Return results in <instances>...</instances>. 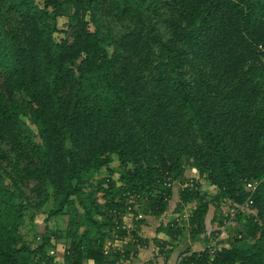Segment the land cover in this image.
I'll return each mask as SVG.
<instances>
[{
    "label": "trees",
    "instance_id": "obj_1",
    "mask_svg": "<svg viewBox=\"0 0 264 264\" xmlns=\"http://www.w3.org/2000/svg\"><path fill=\"white\" fill-rule=\"evenodd\" d=\"M175 183L195 207L156 246L187 226L204 244L177 264H264V0H0V264H118L115 221L162 215Z\"/></svg>",
    "mask_w": 264,
    "mask_h": 264
},
{
    "label": "rangeland",
    "instance_id": "obj_2",
    "mask_svg": "<svg viewBox=\"0 0 264 264\" xmlns=\"http://www.w3.org/2000/svg\"><path fill=\"white\" fill-rule=\"evenodd\" d=\"M113 26L115 33L120 34L121 33L120 30L122 29L121 25L119 23L118 24L113 23ZM192 172H193L192 170L187 169V174H192ZM203 191L204 192L210 191L208 184L206 182L203 183ZM178 199H179L178 190H176V194L172 196V201H170L171 203L169 202L167 210L162 215L153 216L149 214H142L143 220L141 224L138 225L139 226L138 236L142 239V242L140 243L141 245L136 246V250L139 255L138 257L143 261V264H174L177 257H179V255L181 254V249H183V246L185 249L187 246H190V243H192L195 248H198L204 244L202 240L198 242H194L193 240L190 239L189 229L187 228V226H184L183 228L184 230L180 237V241L178 242L176 247L173 248L172 251L168 252L169 249L168 245H164V248L161 249L160 247L156 246L153 243L152 237L155 234L156 227L161 222L164 224L167 223L171 218L174 217V215H176L175 208ZM213 214H214V209L212 206H210L209 212L206 217V221H207L206 227L208 233L209 231H216V223L212 222ZM44 217H45V213H43L42 211H38L35 214L34 226L38 231L43 230L45 226ZM122 220H124L127 223L130 222L134 225V222H132L131 220V215L124 216ZM67 221H68L67 216H59L57 218H51L48 221V225L49 227L54 229L56 228L64 229L66 227ZM181 222L182 220L179 223L182 224ZM23 232H25V229L23 230ZM221 235H222V239H219V241L221 242L223 240L224 243L221 242V244L226 245L227 232L224 231V233H222ZM159 249L161 252L159 251ZM62 252H63V246L60 243L57 247V251H55L56 253L55 255L57 256L58 259L63 256ZM164 253L168 255L167 258H165Z\"/></svg>",
    "mask_w": 264,
    "mask_h": 264
},
{
    "label": "built area",
    "instance_id": "obj_3",
    "mask_svg": "<svg viewBox=\"0 0 264 264\" xmlns=\"http://www.w3.org/2000/svg\"><path fill=\"white\" fill-rule=\"evenodd\" d=\"M257 186V182H247L246 183V187L253 192L256 189ZM252 200L250 199V197L248 198L247 201H245L243 204L237 205L238 208L236 209H231L230 211H228L227 213V217L226 219H224V223L226 225L230 224L231 222H233L236 213L238 210H243L248 208V206L251 204ZM195 205L193 203H187L184 205V209L182 211L181 214H176L174 215V217L176 218L177 222H180L181 220H186L187 219V212L189 209L194 208ZM133 207L131 204H127L123 214H122V218L121 221H115L114 223V228L113 231L111 233V237L106 239L105 241V245L103 247V253L104 254H108L110 252H115V253H119L120 255V259L118 264H129L130 263V259H124V249H123V245L125 243H127L128 241H136V239L132 238V231L134 230V225L130 222H125L123 219L124 216L126 215H131V220L132 222H134V220H140V218H143V215L138 212L136 215L133 214L132 211ZM222 238V235H219L215 241H219L218 239ZM213 242L211 245H209V252L213 253L215 250H220L222 247L221 243H217V242ZM49 252L51 254H55V250L50 249ZM180 257H178V259L175 261L174 264H177L179 261Z\"/></svg>",
    "mask_w": 264,
    "mask_h": 264
},
{
    "label": "crops",
    "instance_id": "obj_4",
    "mask_svg": "<svg viewBox=\"0 0 264 264\" xmlns=\"http://www.w3.org/2000/svg\"><path fill=\"white\" fill-rule=\"evenodd\" d=\"M187 173V172H186ZM187 176L188 177H191L192 176V174H187ZM178 187H179V183H175L174 184V187H173V189H172V196H174L175 194H176V190H178ZM172 196H171V200L170 201H172ZM179 200V199H178ZM177 200V201H178ZM176 201V202H177ZM171 203V202H170ZM153 237H154V235H153ZM152 237V238H153ZM180 245V244H179ZM145 247V246H144ZM190 248H191V250H193V249H197V248H195L194 246H193V244L192 243H190V246H189ZM183 249H184V246H183ZM183 249H181V252H182V250ZM139 255H138V253L137 254H135V257H134V259H132L131 261H130V263L129 264H143V261L141 260V259H139V257H138ZM177 259H178V257H177ZM176 259V260H177ZM175 260V261H176Z\"/></svg>",
    "mask_w": 264,
    "mask_h": 264
}]
</instances>
